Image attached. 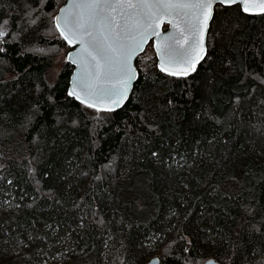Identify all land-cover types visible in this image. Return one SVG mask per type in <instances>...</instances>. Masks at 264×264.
<instances>
[{
    "label": "trees",
    "instance_id": "16d2710c",
    "mask_svg": "<svg viewBox=\"0 0 264 264\" xmlns=\"http://www.w3.org/2000/svg\"><path fill=\"white\" fill-rule=\"evenodd\" d=\"M64 2L0 0V264H264V15L217 6L190 76L143 53L100 112L67 95V62L46 79Z\"/></svg>",
    "mask_w": 264,
    "mask_h": 264
},
{
    "label": "snow or ice",
    "instance_id": "6c2138e0",
    "mask_svg": "<svg viewBox=\"0 0 264 264\" xmlns=\"http://www.w3.org/2000/svg\"><path fill=\"white\" fill-rule=\"evenodd\" d=\"M212 2L213 0H195V2L192 0H81L75 5L78 11L63 17L64 30L61 31V36L70 44L80 43L82 52L86 54L87 58H90L91 67L95 69L94 73H87L78 82L85 95L91 97L98 93H109L110 89L100 86L102 77L113 71H119L123 74L120 83L124 87L114 94L120 97L126 96L127 85L134 78L130 60L137 48H140L142 42L147 38L146 34L151 32V35L159 36L160 33L154 29L164 23L162 17L164 15L171 16L174 13L176 16H181V13L176 11L179 9L194 8L202 11L206 25L207 19L211 17ZM219 2L231 4L236 0H219ZM240 3L244 4L245 0H240ZM259 6L264 9V0H260ZM118 8L123 23L115 14ZM125 9H135L136 11L129 14ZM244 10L248 11L247 4H245ZM61 19V17L56 18L58 29L61 27ZM5 23L7 22L5 21ZM168 23L177 28L181 21L169 19ZM179 30L182 36L184 29L180 28ZM133 32L135 34L130 35ZM4 34V31L0 30V36ZM124 38L129 40L128 44L121 42ZM168 41H172V43H168ZM186 42L187 38L184 43ZM176 46L183 49V43L176 37L172 35L164 37V41L157 48L158 55L162 57V65L186 60V56ZM86 57H82V59L88 63ZM161 70H164L163 66ZM169 74L174 75L175 73L169 72ZM184 74L187 75V70L184 71ZM69 95H73V92H69ZM93 106V103L88 104V107ZM105 110L111 111L112 109Z\"/></svg>",
    "mask_w": 264,
    "mask_h": 264
},
{
    "label": "water",
    "instance_id": "95a60500",
    "mask_svg": "<svg viewBox=\"0 0 264 264\" xmlns=\"http://www.w3.org/2000/svg\"><path fill=\"white\" fill-rule=\"evenodd\" d=\"M81 0H65V2L58 8L56 14L53 17V25L60 35L61 39L64 41L66 46L68 47V52L66 54V62L72 66V72L69 77V85L67 90V95L73 98L76 102L81 105L88 107L89 103H93V107H88L90 109L96 110L100 109V112H115L119 110L129 99L133 86L138 78V70L135 65V61L137 57L144 53L149 44H152V48L154 51L155 59H156V67L158 71L163 74H166L170 77L176 78H186L190 76L195 68L204 60L207 54V35L210 28V23L214 14V10L217 6L222 7H230L234 5H238L241 11L250 16H258L264 15V9L259 6L260 0H245V3H240V0H236L235 3L231 4H221L219 0H213L211 7V17L207 19L206 25L204 23V13L200 10L194 8L188 9H179L176 10L181 13V16H176L175 13L171 16L164 15L162 18L164 23L161 24L158 28H155V31L160 33L159 36L151 35V32H148L147 38L142 42L140 48H137L136 52L132 56L130 60L131 68L134 72V78L131 79L127 85V93L126 96L120 97L115 95L114 93L119 92L123 89L124 85L120 83L123 78V74L119 71H113L108 73L104 77H102L101 87L110 89L111 91L107 94L98 93L94 96H86L82 87L79 85V81L82 80L87 73L95 71L91 67L90 58L86 57V54L82 52L80 43L74 42L69 43L68 40L64 39L61 36V31L63 29V17L68 15L69 13H74L78 11L75 7L77 3H80ZM195 2V0H192ZM245 4L248 6V11L244 10ZM62 10H64L62 12ZM125 11L129 14L134 13L135 9H125ZM116 16L118 19L120 18V9L118 8L116 11ZM57 17H61L60 25L61 27L57 28ZM172 19L173 21L180 20L181 23L177 28H174L172 24L168 23V20ZM186 21V23H185ZM121 23L123 20L121 19ZM180 28L184 29L183 35L180 34ZM135 33H130V35H134ZM172 35L179 39L183 43V49H179V46H176L185 56L186 60L182 62H174V63H165L162 65V57L158 55L157 48L164 41V37ZM185 38H187V42L184 43ZM71 39V36H70ZM85 39H88L85 37ZM124 44H128L129 40L124 38L122 41ZM168 43H172V41H168ZM82 57H86L88 63H85V60ZM163 66L164 70H161ZM187 70V75L184 74V71ZM169 72L175 73L174 75H170ZM69 92H73V95H69ZM79 97V98H78ZM84 101L83 103L81 101ZM115 101V102H114ZM111 108V111H107L105 109ZM222 264L213 259H207L204 264ZM144 264H159V259L157 256L146 261Z\"/></svg>",
    "mask_w": 264,
    "mask_h": 264
},
{
    "label": "rangeland",
    "instance_id": "374dc122",
    "mask_svg": "<svg viewBox=\"0 0 264 264\" xmlns=\"http://www.w3.org/2000/svg\"><path fill=\"white\" fill-rule=\"evenodd\" d=\"M0 30H3L5 33L3 36H0L1 39L4 38V36L7 34L9 30H8V26L4 22L0 25ZM67 52L61 51L60 54L57 57H55L53 65L46 72V79L47 82H49L50 84L54 83L59 72L61 71V68L66 62ZM144 53L145 55L143 56L141 63H144L151 56L155 57L152 44H149V46L146 48ZM155 65H156V59H155ZM147 184H148V179H145L144 177L136 176L133 182L129 183L128 186L126 187V190L124 192L125 200L128 201L132 198H136L138 202L141 201V205H142L141 208H144L145 204L142 200L144 199L143 194L144 195H148L149 193L151 194ZM141 208H136V209L139 210ZM156 251L157 250L154 248L150 250L149 256L145 259V262L153 258L156 254ZM200 264H204V262H201Z\"/></svg>",
    "mask_w": 264,
    "mask_h": 264
}]
</instances>
